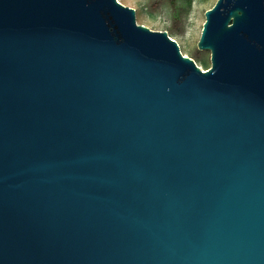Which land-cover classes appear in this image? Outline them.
Wrapping results in <instances>:
<instances>
[{
  "label": "water",
  "instance_id": "obj_1",
  "mask_svg": "<svg viewBox=\"0 0 264 264\" xmlns=\"http://www.w3.org/2000/svg\"><path fill=\"white\" fill-rule=\"evenodd\" d=\"M202 70L117 0H0V264H264V0H216Z\"/></svg>",
  "mask_w": 264,
  "mask_h": 264
},
{
  "label": "rangeland",
  "instance_id": "obj_2",
  "mask_svg": "<svg viewBox=\"0 0 264 264\" xmlns=\"http://www.w3.org/2000/svg\"><path fill=\"white\" fill-rule=\"evenodd\" d=\"M135 10V21L151 30L166 31L181 53L202 70L210 67L209 50H199L204 13L216 0H117Z\"/></svg>",
  "mask_w": 264,
  "mask_h": 264
}]
</instances>
